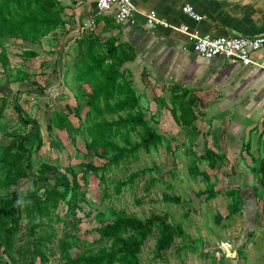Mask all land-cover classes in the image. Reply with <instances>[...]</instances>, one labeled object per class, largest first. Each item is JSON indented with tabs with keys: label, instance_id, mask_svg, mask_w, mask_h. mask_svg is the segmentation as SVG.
Returning a JSON list of instances; mask_svg holds the SVG:
<instances>
[{
	"label": "trees",
	"instance_id": "1",
	"mask_svg": "<svg viewBox=\"0 0 264 264\" xmlns=\"http://www.w3.org/2000/svg\"><path fill=\"white\" fill-rule=\"evenodd\" d=\"M64 10L61 0H0V63L5 71L10 65V39L35 44L53 33L59 37L57 29L64 27ZM72 49L73 60L71 65L70 61L64 62L69 68L64 71L60 86L68 87L74 94L75 108L69 103L65 104L67 111L54 106L47 129L50 133L56 128L81 134L88 152L105 160L100 165L94 160H83L79 166L68 165L61 172L60 165L38 156L45 143L42 126L38 118L32 117L20 104L22 92H13L12 100L5 93L0 94V124L7 105L12 104L16 111L15 125L3 129L4 143L0 146V264H48L50 256L56 252L54 245L60 251L63 264H142L143 247L155 232L158 257L170 249L177 238L185 237L182 226L170 223L162 214L141 218L114 209L109 220L93 228L98 236L92 241L71 232L58 236L54 224L67 219L75 225L80 223L78 213L84 208L82 203L88 202L84 187L91 173L100 182H107L106 173L113 166L141 150L151 151L165 140L167 146L174 149L176 138H166L158 126L157 117L163 108L169 109L181 128H195L199 117V97L190 91L177 92L172 98V107H167L165 100L157 99H154L156 109L150 102L143 104L144 93L138 91L128 67L136 59L130 44L119 43L115 36L101 39L93 29H83L64 51L68 54ZM16 55L27 63L40 52L37 48L24 47ZM25 63L22 65L26 66ZM52 63L43 61L41 68ZM31 72L34 71L19 68L13 79L8 78V83L23 81ZM69 73L73 86L67 81ZM71 114L78 117V125L71 121ZM192 155L191 168L195 175L202 174L206 180L210 175L207 170H199V162L206 161L210 168H217L225 158L212 149L198 155L192 152ZM252 173L258 177V184L253 187L258 203L264 194V158L259 169ZM135 177L133 174L117 181V192L133 184ZM22 180L26 181L25 188ZM242 189L229 191L233 201L228 205L227 215H215L217 223L241 210L239 203L245 202ZM219 193L215 186H210L198 194L212 199ZM165 199L180 201L175 196H165ZM22 224L26 226L23 233ZM20 234L25 238L23 246L18 244ZM191 241L195 247V240Z\"/></svg>",
	"mask_w": 264,
	"mask_h": 264
},
{
	"label": "rangeland",
	"instance_id": "2",
	"mask_svg": "<svg viewBox=\"0 0 264 264\" xmlns=\"http://www.w3.org/2000/svg\"><path fill=\"white\" fill-rule=\"evenodd\" d=\"M8 45L10 65L5 71L0 64V94L5 93L12 100L13 92L20 90V104L32 117L38 118L45 141L39 158L60 165L61 172L68 165L79 166L83 160H94L96 164H102L105 159L91 151L88 152L81 134L56 128L50 133L47 129V124L52 122L51 110L54 106L67 111L65 104L69 103L75 108L76 102H69V97L65 96L70 94L68 87H60L64 74L58 75L61 80L57 79L58 84L55 82L56 87H52L53 81L51 84L47 83L39 73L38 58L25 63L16 55L22 48L34 47L33 45L15 40ZM23 63L28 68L22 65ZM58 65L64 72L62 59L58 61ZM19 68L34 72L23 81L13 80L9 84L8 78L13 79ZM67 81L69 86L74 85L71 73L68 74ZM150 95L152 97V93ZM150 106L156 109L155 101H150ZM167 116H170V111L163 108L157 117L158 126L166 138H176L173 142L175 151L167 146L165 140L157 148H152L151 151L141 150L136 156L126 158L119 165L113 166L106 173L107 182H100L99 178L91 173L88 184L84 187L88 202L82 203L84 208L78 213L80 223L75 225L67 219L54 224L58 236L71 232L92 241L98 236L93 228L109 220L112 209L141 218L159 213L170 223L181 225L185 237L177 238L170 249L158 257L155 232L143 247L140 255L142 264H264V194L258 203L250 199L239 203V212L217 223V213L224 216L228 214V205L233 201L229 191L236 188L232 185L238 181L240 174L238 171L233 172L227 161L223 168H210L206 161H200L199 170H207L210 177L206 180L202 174L195 175V170L190 166L192 152L197 155L204 153V140L183 137L178 132L179 125L171 122ZM70 119L74 125H78L79 119L76 115L71 114ZM15 122L16 111L12 104H9L0 124V146L4 143L3 129H8L11 124L14 126ZM133 174H136L133 184L125 185L121 192H117V181L126 180ZM21 183L25 188L26 181L22 180ZM210 186L220 190L215 198L207 199L206 195L198 194ZM165 196L179 197L180 201H167ZM25 228V224H22V233ZM192 239L197 244L195 247ZM24 240V236L20 234L18 244L23 246ZM219 245L225 248V255L206 254L207 248ZM54 250L56 252L50 256L48 264H63L56 245Z\"/></svg>",
	"mask_w": 264,
	"mask_h": 264
},
{
	"label": "crops",
	"instance_id": "3",
	"mask_svg": "<svg viewBox=\"0 0 264 264\" xmlns=\"http://www.w3.org/2000/svg\"><path fill=\"white\" fill-rule=\"evenodd\" d=\"M61 1L65 10L64 27L57 29L59 37L53 33L41 43L26 42L40 52L36 58L40 60L39 73L44 80L50 84L53 81L52 87L58 84V75L66 74L58 61L62 59L63 64L70 61L71 65L73 60V49L68 54L64 50L81 28L94 20L91 29L101 39L115 36L119 43L134 48L136 59L128 67L138 91L144 93V105L157 99L172 107L177 92L190 91L199 97L196 127L179 126L178 132L188 139L204 140L205 151L212 149L224 155L221 168L227 161L230 169L240 174L232 186L244 188L245 202L257 201L253 187L258 184V177L252 171L259 169L264 158V49L252 53L250 65L231 63L223 57L208 59L192 49L183 32L149 26L142 16H136V22L118 21L112 13L101 12L97 0ZM132 1L138 10L154 9L172 22L187 24L200 33L252 37L264 34V0ZM184 4H191L203 19L198 21L185 13ZM43 61L53 63L42 69ZM69 96V102L76 101L71 91ZM167 117L177 124L171 112Z\"/></svg>",
	"mask_w": 264,
	"mask_h": 264
},
{
	"label": "built area",
	"instance_id": "4",
	"mask_svg": "<svg viewBox=\"0 0 264 264\" xmlns=\"http://www.w3.org/2000/svg\"><path fill=\"white\" fill-rule=\"evenodd\" d=\"M101 12L112 13L116 20L136 22V16H142L149 26L173 29L186 34L192 49L202 57L211 59L223 57L231 63L250 65L253 63L252 53L264 49V34L258 36H215L191 30L187 24L174 23L159 14L156 10H138L132 0H97ZM183 11L200 21L203 16L198 14L191 4H184ZM94 20L86 23L80 30L91 29Z\"/></svg>",
	"mask_w": 264,
	"mask_h": 264
},
{
	"label": "water",
	"instance_id": "5",
	"mask_svg": "<svg viewBox=\"0 0 264 264\" xmlns=\"http://www.w3.org/2000/svg\"><path fill=\"white\" fill-rule=\"evenodd\" d=\"M207 252L210 254H219V256L225 255L226 251L225 248L221 245L215 247H209L206 249Z\"/></svg>",
	"mask_w": 264,
	"mask_h": 264
}]
</instances>
